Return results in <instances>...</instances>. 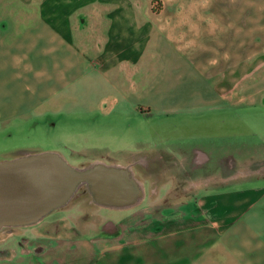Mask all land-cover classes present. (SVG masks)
Returning <instances> with one entry per match:
<instances>
[{"label": "crops", "instance_id": "0c3cea01", "mask_svg": "<svg viewBox=\"0 0 264 264\" xmlns=\"http://www.w3.org/2000/svg\"><path fill=\"white\" fill-rule=\"evenodd\" d=\"M253 15L264 16V0H0V122L6 126L24 111L45 112L56 84L66 85L72 74L107 80V90L124 104L134 92L167 93L168 85L188 83L191 71L176 77L152 74V58L203 62L211 49L246 47L239 42ZM225 58L213 69L217 72L205 76L214 84L194 88L207 101L247 95L246 62L236 66L229 55ZM208 59L221 60L211 54ZM141 140L137 143H147V151H131L125 159L135 163L155 155L150 139ZM237 144L242 154L251 143ZM182 145L181 161L203 154L201 164L213 160L220 167L226 157ZM229 157L238 176L254 167L237 162L246 157ZM231 168L223 182L214 178V167L212 183L199 181L195 190L186 184L180 190L190 192L185 198L114 207L121 213L115 231L59 232L45 217L7 226L8 231L2 227L0 264H264V182H258L264 172L236 177Z\"/></svg>", "mask_w": 264, "mask_h": 264}, {"label": "rangeland", "instance_id": "374dc122", "mask_svg": "<svg viewBox=\"0 0 264 264\" xmlns=\"http://www.w3.org/2000/svg\"><path fill=\"white\" fill-rule=\"evenodd\" d=\"M248 20L247 31L245 35L241 33L239 42H246V47L211 49L203 62L187 57V60L175 61L169 55L152 58V74L176 77L191 71L188 83L172 88L168 85L167 93L161 95L134 92L129 96L128 104H124L116 100L114 91L107 90L104 84L107 80H79L72 74L66 85L56 84L53 102L45 105V112L24 111L21 118L6 126L0 122V160L54 150L70 164L81 168L97 160L131 165L134 175L145 187L140 200L155 205L185 198L190 192L180 190L187 189L188 183H192L188 186L192 190L199 186V181L212 183L210 174L214 167V178L225 181L230 172L228 168L237 169L229 155L246 157L237 162L254 166L244 168L239 176L238 168L236 177L263 173V168L255 165L264 166V16L253 15ZM210 54L219 56L221 60L213 64L214 61L208 59ZM228 55L232 65L246 62L244 82L247 95L231 99L216 96L217 100L207 101L194 88L197 84L198 88L208 82L214 84L213 79L205 76L217 72L213 69H220L222 58ZM90 104L92 108L88 109ZM142 138L145 141L150 139L151 151L156 150V153L133 164L125 156L131 151L140 154L147 151V143H137ZM240 140L251 143L244 147L242 154L237 153ZM254 142L257 144H252ZM181 143L184 149L198 146L206 152L214 151L217 157H226L219 161L220 167L213 160L209 164L197 163L193 159L181 161L179 159L186 153L178 147ZM253 145L260 149L256 151L251 147ZM172 155L175 157L171 158ZM218 168L222 172L219 173ZM258 182H264V178ZM114 207L96 198L84 184L68 203L47 214L45 221L49 228L59 232H111L117 230L115 219L121 215ZM3 230L8 231L7 226Z\"/></svg>", "mask_w": 264, "mask_h": 264}, {"label": "water", "instance_id": "95a60500", "mask_svg": "<svg viewBox=\"0 0 264 264\" xmlns=\"http://www.w3.org/2000/svg\"><path fill=\"white\" fill-rule=\"evenodd\" d=\"M116 178L123 179L130 199L121 203H106L112 206L136 203L131 202L136 199L138 189L128 179L106 168L102 171L74 172L54 150L0 160V229L40 221L53 209L70 201L79 179H87L90 184L86 185L100 200L104 192L112 190L111 183Z\"/></svg>", "mask_w": 264, "mask_h": 264}, {"label": "bare ground", "instance_id": "6f19581e", "mask_svg": "<svg viewBox=\"0 0 264 264\" xmlns=\"http://www.w3.org/2000/svg\"><path fill=\"white\" fill-rule=\"evenodd\" d=\"M58 152V151H57ZM58 154L60 155V157L65 161L66 164H68V166L74 171V172H83V171H102L103 168L106 169H112L114 172H116L117 174L121 175L123 178L128 179L130 182H132L136 188L138 189V195L136 197V199L133 202H137L138 200H140L143 195H144V188H143V183L141 180H139L135 175H134V171L131 167V165H123V164H109L105 161H100L97 160L95 162H93V164H91L88 167L85 168H81L78 166H74L72 164H70L68 162V160L58 152ZM89 182L87 181V179L84 181V179H79L76 181L75 187H74V194L78 191V189L83 186L84 184H88ZM90 184V183H89Z\"/></svg>", "mask_w": 264, "mask_h": 264}, {"label": "flooded vegetation", "instance_id": "af4514ba", "mask_svg": "<svg viewBox=\"0 0 264 264\" xmlns=\"http://www.w3.org/2000/svg\"><path fill=\"white\" fill-rule=\"evenodd\" d=\"M206 160V156L203 154H200V156L198 157V159L196 160L197 162L201 163L203 161ZM140 162V161H138ZM137 163V162H135ZM133 163V164H135ZM121 164V163H120ZM148 179V178H147ZM143 183V182H142ZM112 190H109L107 192H104L103 195L101 196L100 201L102 200V202L106 203V202H110V203H121L124 201H129L130 199V193L129 190L126 188V186L124 185V181L123 179H119L116 178V180L112 181ZM143 188L145 190L144 184H143ZM102 197L104 199H102ZM108 204V203H106Z\"/></svg>", "mask_w": 264, "mask_h": 264}]
</instances>
